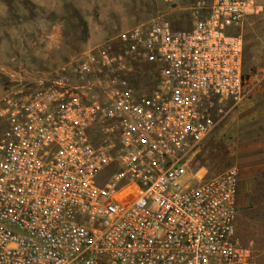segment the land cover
<instances>
[{"label":"built area","instance_id":"1","mask_svg":"<svg viewBox=\"0 0 264 264\" xmlns=\"http://www.w3.org/2000/svg\"><path fill=\"white\" fill-rule=\"evenodd\" d=\"M262 9L196 0L187 27L158 16L12 81L0 96V264H264L238 233L239 167L192 164L247 98L233 30Z\"/></svg>","mask_w":264,"mask_h":264},{"label":"rangeland","instance_id":"2","mask_svg":"<svg viewBox=\"0 0 264 264\" xmlns=\"http://www.w3.org/2000/svg\"><path fill=\"white\" fill-rule=\"evenodd\" d=\"M3 1L8 11L4 17V25H9L10 28L5 36L11 48L24 49L29 60L24 63V68L27 69L25 74L15 80L29 82L44 77L47 72L77 56L87 47L135 24L166 16L175 28L187 27L190 8L196 0ZM258 2L263 9L249 13L242 24L233 30L244 38L243 68L246 87L248 94L251 89L257 92L253 98L257 104L260 99H264L259 97V91H264V0ZM1 36L4 34H0ZM41 46L44 57L34 55ZM31 50H34L33 55L29 54ZM148 70L156 74L155 70L148 68L147 72H139L138 80L143 81ZM1 81L5 88L12 83L9 77H1ZM3 92H0V96ZM234 111L236 108L224 115L213 133L204 140L192 162L195 169L204 167L210 175H215L232 165L241 168L240 158L243 153L250 152L243 150L244 127L239 120L234 121L232 118ZM234 125L236 127L232 130ZM254 125V130L258 131L259 122ZM4 127L5 124L0 120V134ZM248 195L246 204H238L237 219H243V229L239 230L238 226L237 229L242 241L253 248L256 259L264 261V213L259 209L260 193L252 189Z\"/></svg>","mask_w":264,"mask_h":264},{"label":"crops","instance_id":"3","mask_svg":"<svg viewBox=\"0 0 264 264\" xmlns=\"http://www.w3.org/2000/svg\"><path fill=\"white\" fill-rule=\"evenodd\" d=\"M8 11L5 7L4 1L0 0V34H4L0 39V92L4 90V86L1 81V77H9V79L15 80L17 77H22L27 69L24 68V63H28L29 60L25 56V50H15L11 48L8 38L5 33H8L9 25H4V17ZM34 48V47H33ZM34 55L44 57V49L39 47ZM34 50L30 51V55H33ZM31 59V58H30ZM32 60H35L32 57ZM49 62V61H48ZM44 64V63H43ZM34 66H40V64H32ZM255 91L251 89V92L247 95V98L236 107L232 118L239 120L244 127L243 137V150L249 151L247 155L243 153L240 158L241 168L240 170V192L238 196V204L240 206L247 203L248 193L250 191H258L260 193L259 209L264 213V99L259 100L257 104L253 99L256 97ZM259 97L264 98V91H259ZM234 109V108H233ZM236 120V121H237ZM259 122V130L255 131L254 124ZM236 125L232 127L235 129ZM248 149V150H247ZM258 187V188H257ZM237 226L239 230L243 229V219L239 217L237 219ZM242 233V231H241Z\"/></svg>","mask_w":264,"mask_h":264}]
</instances>
